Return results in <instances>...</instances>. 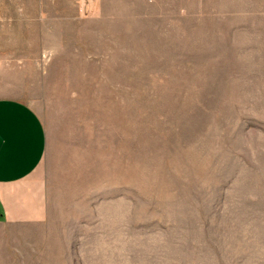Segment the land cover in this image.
<instances>
[{
    "label": "rangeland",
    "instance_id": "obj_1",
    "mask_svg": "<svg viewBox=\"0 0 264 264\" xmlns=\"http://www.w3.org/2000/svg\"><path fill=\"white\" fill-rule=\"evenodd\" d=\"M3 98L46 218L0 264H264V0H0Z\"/></svg>",
    "mask_w": 264,
    "mask_h": 264
},
{
    "label": "crops",
    "instance_id": "obj_2",
    "mask_svg": "<svg viewBox=\"0 0 264 264\" xmlns=\"http://www.w3.org/2000/svg\"><path fill=\"white\" fill-rule=\"evenodd\" d=\"M46 151V130L35 110L15 99H0V228L45 220L44 196L31 179Z\"/></svg>",
    "mask_w": 264,
    "mask_h": 264
}]
</instances>
